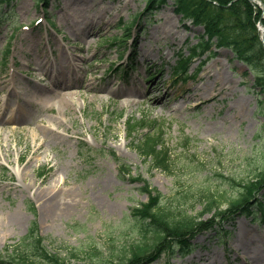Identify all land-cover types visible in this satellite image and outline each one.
<instances>
[{
	"label": "rangeland",
	"instance_id": "374dc122",
	"mask_svg": "<svg viewBox=\"0 0 264 264\" xmlns=\"http://www.w3.org/2000/svg\"><path fill=\"white\" fill-rule=\"evenodd\" d=\"M37 1L12 0L0 8V119L10 117L1 111L7 99L17 103L11 91L2 90L11 74L19 80L41 77L39 73L29 72L27 64L39 63L45 57L54 61L65 51L57 50V43L68 48L69 54L84 56L83 65L90 74L96 70L107 71L117 58L119 48H111L105 43L106 38L130 33L134 39L140 35L146 44L133 46V51L139 54L136 62L147 59L151 65L158 61L174 65L180 50L188 54L189 48L199 42L197 35L203 33L193 25L187 31L171 2L155 13H145L132 31H124L123 22L131 24L135 15L143 13L146 0H51L47 7L57 33L43 22L38 29L21 30L11 39L13 22L31 26L43 16ZM81 27L85 33L73 36V31ZM88 32L91 34L87 35ZM88 44H92V49L82 51ZM9 45V57L6 54L3 57ZM213 50L215 55L206 54L191 65L193 74L203 60L207 61L196 79L180 85L187 92L172 100L176 105L160 108L153 104L155 99L147 98L139 105L122 107V98L117 94L105 100L101 98L100 91L108 84L105 78L85 79L81 89L74 92V109L67 123L71 129L67 128L64 133L66 141L53 143L48 152V158L54 160L52 165L59 164L55 166L59 167L57 172L52 165L40 166L42 156L27 166L32 156L31 133L42 130L35 122L44 120L47 124L55 109L31 125L6 124L0 132V143L8 146L11 155L5 157V149L0 147V219L15 213L21 216L0 229V255L7 257L21 252V241L36 222L38 235L43 237L48 250L66 258L70 264H120L130 255L133 246H149L154 241L152 236L144 238L136 227L133 210L146 203L148 196L142 190V181L135 178L146 180L153 190L160 192L165 208L187 209L193 215L203 210L202 199L209 190L211 193L227 191L229 199L235 196L237 189L228 178L241 181L264 160L263 151L255 152L260 147L259 133L264 119L259 113L257 96L252 92L254 77L248 68L231 51ZM77 64L83 67L79 58ZM41 82L51 87V83ZM89 82L94 84V93L85 86ZM171 82L169 79L167 84ZM128 83L130 80L119 78L114 85L118 88ZM180 86L170 87V92L176 96ZM193 88L194 94L204 91L207 99L214 96L215 99L196 108L197 103L191 97ZM166 91L164 81H160L156 98ZM45 106L49 104L39 105ZM177 107H183L182 111H177ZM143 121L148 127L161 122V144L172 153L170 170L155 169L133 149L151 135L143 130L128 138L126 128ZM112 154L132 172L130 177L124 175ZM24 175L27 182L34 180L37 187H45L53 177L66 178L67 186L62 183L60 186L80 189L81 195L75 196L74 208L70 211L47 217L32 194L15 189V184L24 187ZM210 218L211 215H205L203 219ZM250 220L238 215L232 223L224 225V234L220 237H216L217 231L201 233L192 241L187 255L182 256L176 250L172 255L163 254L153 264H264V219L255 224Z\"/></svg>",
	"mask_w": 264,
	"mask_h": 264
},
{
	"label": "trees",
	"instance_id": "16d2710c",
	"mask_svg": "<svg viewBox=\"0 0 264 264\" xmlns=\"http://www.w3.org/2000/svg\"><path fill=\"white\" fill-rule=\"evenodd\" d=\"M168 1L147 0V4L155 10ZM172 1L176 12L182 15L183 20H191L196 26L204 29V34L200 36L201 42L195 47L193 55L204 54L216 45L231 49L236 58L249 67L255 77L253 90L259 100V113L264 117V46L257 29L261 10L248 0ZM184 66L187 67L188 64L184 63ZM260 136L262 139L257 152L263 151L264 155V125ZM160 143V136L155 134L146 138L138 150L155 168L167 170L170 166V153L161 147ZM125 174L130 172L126 171ZM228 181L237 189V194L229 199L227 191L211 193L209 190L202 199L203 210L194 215L187 209L165 208L161 204L163 196L150 189L145 183L143 192L150 196L149 201L136 207L133 216L142 235L145 238L152 236L154 241L149 246H133L130 255L125 256L120 264L151 263L166 247L172 250L171 245L176 242L180 243L178 248L182 254L188 245L189 237L212 226L203 220L206 214H212L213 220H216L223 218L227 212L241 207L246 215L253 213L248 207L264 189V160L247 178L238 181L230 177ZM257 205L259 208L263 207L261 202ZM224 206L228 209L223 210ZM21 246V252L0 257V264H70L66 258L50 253L44 246L43 240L35 234L24 239Z\"/></svg>",
	"mask_w": 264,
	"mask_h": 264
},
{
	"label": "bare ground",
	"instance_id": "6f19581e",
	"mask_svg": "<svg viewBox=\"0 0 264 264\" xmlns=\"http://www.w3.org/2000/svg\"><path fill=\"white\" fill-rule=\"evenodd\" d=\"M104 20V19H102ZM85 33V29L79 28L73 31V36H82ZM88 32L87 35H89ZM138 43L142 42V38L137 40ZM146 43L142 44L145 46ZM92 48V44H89L87 50ZM78 57L66 56V51L63 50L61 56L56 57L54 61H50L45 57L41 59L39 63H28L27 67L38 71L40 78H44L51 82L52 87L56 88V91H49L41 89L38 86L39 81H24L11 78L5 83V86L2 90H9L12 92L13 96L16 97L17 103L12 107L9 103H4L2 106L3 111H7L12 114L13 123L19 122V124L31 125L35 120L42 118V116L37 117L38 109L34 106L40 101L46 100L50 106H47L46 110H41L42 114L50 113L56 109V113L51 116L47 122L44 124V120L39 123L35 122V125L40 124L42 127L41 131L37 133H31V138L33 140V145L31 149V159L28 161L27 166L30 167L32 160L36 157L42 156L43 160L40 161V166L52 165L54 160L48 158L49 151L52 149L53 143L59 142L63 143L66 141L64 134L60 133L58 129L64 131L68 128V121L71 120L72 110L74 109V91L73 88L77 86L81 81L80 74L86 72V70L79 66ZM88 87H91V84H88ZM114 89V88H113ZM93 91L92 87L90 88ZM129 90V92H128ZM131 89H125L122 92H119V89L114 91V94L122 98L121 106L122 107H133L135 106V101L132 102L129 100L130 97H139L141 94L138 91H130ZM195 88L191 90L192 98L196 101V107L200 105L209 104L215 99V96L207 99L206 92H201L200 94H194ZM111 90L107 89L105 94H110ZM45 92L47 97L45 96ZM152 92V91H151ZM198 92V91H197ZM211 96V95H210ZM206 100H203L205 99ZM38 100V101H37ZM168 97L159 100L155 106L165 107ZM133 104H132V103ZM183 107H177V111H182ZM3 121V120H1ZM6 125L5 122H0V132L3 131V126ZM0 147L5 149V157L11 155L8 150V146L0 143ZM22 154L18 155V159L21 160ZM1 158V157H0ZM59 165L55 163L51 166L54 169V172H57ZM39 172H35V175L38 176ZM26 175L23 176L24 187L21 188L19 184H15V189L27 192V194H32L37 201L40 203V208L43 211L44 215L47 217L57 213V212H67L73 209L75 203V196L81 195V190L75 191L73 189H64L63 186H67L66 178L65 179H56L53 177L52 181L47 183L45 187H37L34 180L29 182L26 181ZM78 197V196H77ZM21 216V213H15L11 217L1 218L0 219V229L2 230L6 225L14 223V221ZM235 255L236 252H235Z\"/></svg>",
	"mask_w": 264,
	"mask_h": 264
},
{
	"label": "water",
	"instance_id": "95a60500",
	"mask_svg": "<svg viewBox=\"0 0 264 264\" xmlns=\"http://www.w3.org/2000/svg\"><path fill=\"white\" fill-rule=\"evenodd\" d=\"M263 10H264V7H263ZM263 19H264V17L262 16V18H261V20H260V22H259V26H260V28H261V30H262V42L264 43V29L262 28V26H263Z\"/></svg>",
	"mask_w": 264,
	"mask_h": 264
}]
</instances>
